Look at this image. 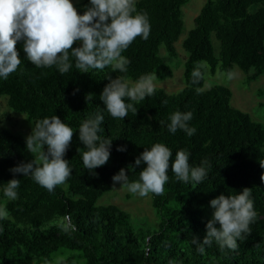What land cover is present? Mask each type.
<instances>
[{
	"label": "trees",
	"instance_id": "1",
	"mask_svg": "<svg viewBox=\"0 0 264 264\" xmlns=\"http://www.w3.org/2000/svg\"><path fill=\"white\" fill-rule=\"evenodd\" d=\"M187 1L136 0L137 10L147 13L151 30L147 40L136 37L122 53L130 61L126 73L110 68L81 73L74 59L64 74L56 66L36 67L27 59L22 41L17 42L21 64L7 79L0 78V96H8L10 108L25 114L34 127L45 117L58 116L73 129L64 156L71 174L67 186L49 192L30 176L12 173L9 169L30 162L33 154L27 151L25 136L0 127V198L4 200L0 208L9 213L7 219H0V264H264V121L232 105L229 85L215 83L205 89L203 71L202 79L192 83V72L202 62L213 73L230 74L239 66L247 83L264 73V0H205L183 39L185 85L177 93L156 88L153 96L134 105L136 115L129 111L124 120L111 117L100 100L108 76L122 77L132 86L129 79L138 81L146 74L161 79L173 75L161 47L178 56L176 42L184 30ZM89 3L82 0L74 7L83 14ZM257 94L264 95V86ZM176 111L193 113L189 126L196 132L191 137L181 129L169 132V116ZM98 112L104 116L99 135L112 144L108 162L92 175L83 166L87 148L78 132ZM155 143L172 152L169 179L163 195L153 194L157 224L136 225L129 210L99 199L113 188L112 177L121 168L129 182L139 180L146 164L135 169L131 165ZM179 150L190 153V166H200L205 158L211 163L199 184L176 179L171 163ZM13 178L20 180L18 198L8 200L3 188ZM244 188L250 189L257 212L249 236L238 240L235 250L221 249L213 240L204 245V254L199 253L193 240L202 242L206 236L214 212L210 201L221 194L237 195Z\"/></svg>",
	"mask_w": 264,
	"mask_h": 264
},
{
	"label": "clouds",
	"instance_id": "2",
	"mask_svg": "<svg viewBox=\"0 0 264 264\" xmlns=\"http://www.w3.org/2000/svg\"><path fill=\"white\" fill-rule=\"evenodd\" d=\"M150 30L147 13L137 10L136 0H90L83 14L74 7L72 0H0V78L7 79L21 64L16 47L18 41H22L27 59L36 67L56 66L64 74L73 67L74 59V66L81 73L105 68L126 73L130 61L122 53L136 37L147 40ZM76 42L79 46L73 47ZM202 77L203 73L197 67L192 72V83H198ZM107 78L109 83L101 92L100 100L113 118L124 120L129 111L136 115L138 108L134 105L153 96L156 91L155 74L141 76L132 86L119 76ZM192 118L191 111L170 114L169 132L181 129L191 137L196 132L189 126ZM103 121L104 116L98 112L79 127V140L87 148L82 153L83 166L92 175H96L94 170L105 165L110 158L112 140L99 135L103 131ZM73 133V129L58 116L37 121L26 137V148L33 154V159L9 171L30 176L41 187L53 191L71 174L64 156ZM117 150L126 149L118 147ZM189 156L186 150L177 151L171 163L172 172L179 181L199 184L208 175L211 163L205 158L200 166H190ZM171 157L172 152L166 145L155 143L150 149L145 148L131 165L135 169L142 162L146 164L140 171L139 180L129 182L124 168L112 180L126 185L133 195H163ZM261 180L264 181V175ZM19 186V179L9 180L3 188L4 196L16 200ZM250 196V189L244 188L237 195L221 194L210 201L214 212L206 224V236L202 242L197 238L193 240L199 253L204 254V245H210L213 240L221 249L235 250L237 241H244L249 236L250 224L257 219ZM8 215L5 208H0V219H7Z\"/></svg>",
	"mask_w": 264,
	"mask_h": 264
},
{
	"label": "rangeland",
	"instance_id": "3",
	"mask_svg": "<svg viewBox=\"0 0 264 264\" xmlns=\"http://www.w3.org/2000/svg\"><path fill=\"white\" fill-rule=\"evenodd\" d=\"M80 1L82 0H72V3L75 6ZM204 2L205 0H188L187 3L183 5L185 26L179 40L176 42L178 56H170L165 46L161 47V54L173 67V75L163 79L157 77L154 81L155 88H163L168 93H177L185 85L184 63L187 52L183 47V39L187 36L188 31L195 25L194 18L199 13ZM214 42L216 45V53L218 54L219 43L215 37ZM198 67H200V70L203 71L205 75V89L210 88L215 83L229 85L233 92L231 97L232 105L248 111L252 118L264 121V95L259 96L257 94V89L264 86V73L247 83L245 82V72L239 66H235L231 72V78H229V74L224 71L218 70L213 73L207 62L200 63ZM129 81L133 83V85L136 82L132 79H129ZM3 126L25 137L30 135L34 128V124L27 120L25 114L18 113L10 108L8 105V96L6 95L0 96V127ZM63 185L67 186V183L65 182ZM3 202L4 200L0 198V205H2ZM99 203H115L129 210L132 214V221L136 225L157 224L152 193L146 197L133 195L126 185L115 182L113 188L101 196Z\"/></svg>",
	"mask_w": 264,
	"mask_h": 264
}]
</instances>
